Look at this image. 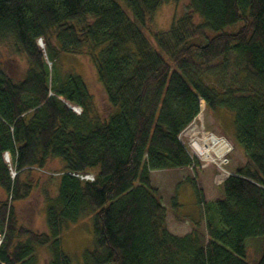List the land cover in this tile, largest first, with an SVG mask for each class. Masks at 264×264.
Masks as SVG:
<instances>
[{
    "label": "trees",
    "instance_id": "16d2710c",
    "mask_svg": "<svg viewBox=\"0 0 264 264\" xmlns=\"http://www.w3.org/2000/svg\"><path fill=\"white\" fill-rule=\"evenodd\" d=\"M180 1L0 0V40L28 61L20 80L0 64V264H39L38 248L47 264H73L61 235L88 214L94 247L81 264H251L250 248L264 264V0H189L187 14L148 37L152 15ZM81 54L111 108L105 119L84 80L57 66L61 55ZM201 101L233 115L246 164L214 202L190 181L198 216L178 236L151 173L199 165L179 136ZM50 160L62 169L41 188L47 230L36 233L19 225L14 205L31 194L22 176Z\"/></svg>",
    "mask_w": 264,
    "mask_h": 264
},
{
    "label": "rangeland",
    "instance_id": "374dc122",
    "mask_svg": "<svg viewBox=\"0 0 264 264\" xmlns=\"http://www.w3.org/2000/svg\"><path fill=\"white\" fill-rule=\"evenodd\" d=\"M189 11V0H181L178 4H167L157 10L149 19L145 33L150 37L159 31L169 28L175 18L187 14ZM197 23L198 18L192 17ZM39 49L44 52V44L38 41ZM0 64L10 77L20 80L28 69L27 59L15 52L11 39L0 40ZM49 68L51 63L47 61ZM62 72L72 73L80 76L91 95L93 108L98 119L108 117L111 108L107 103L102 85L98 81L95 68L88 56L61 55L57 61ZM204 132L217 137L224 138L231 146L226 154L223 163L221 161L206 163L200 160L191 148L193 139H202ZM234 126L233 115L225 109H218L215 113L206 110L204 102H200V112L192 123L180 134L179 140L185 147L188 154L198 161V166L193 168L155 171L151 173L152 186L157 189L161 203L168 209L167 226L176 229L181 236L190 227L191 220L197 218L198 209L195 204L190 181L193 179L207 202H214L220 199L219 186L222 182L237 172L246 164V159L241 150L233 144ZM4 161L9 165L10 158L4 156ZM62 165L58 160H50L42 171L34 170L28 175L22 176V180L31 186V194L27 200L15 203L14 212L19 225L36 233H43L47 230L45 222V203L41 188L48 176H55L60 173ZM75 174L73 176L76 177ZM27 178V179H26ZM173 198L181 207L178 211L171 209ZM7 199L6 194L0 189V202ZM63 252L72 258L73 264L82 263V254L85 250H92L94 247L93 214L80 219L77 223L68 224L61 235ZM253 240L248 241V245ZM248 250V249H247ZM248 258L251 264H255L258 253L250 248ZM37 257L39 264H47L49 254L47 249L38 248Z\"/></svg>",
    "mask_w": 264,
    "mask_h": 264
},
{
    "label": "bare ground",
    "instance_id": "6f19581e",
    "mask_svg": "<svg viewBox=\"0 0 264 264\" xmlns=\"http://www.w3.org/2000/svg\"><path fill=\"white\" fill-rule=\"evenodd\" d=\"M191 148L193 150V153L200 160L206 163H216V161H221L223 163V160L225 159L226 154L229 152L231 146L224 138L217 137L208 132H204V135L201 140L194 138L193 141H191ZM7 157L9 158L8 155Z\"/></svg>",
    "mask_w": 264,
    "mask_h": 264
},
{
    "label": "built area",
    "instance_id": "2783aa9c",
    "mask_svg": "<svg viewBox=\"0 0 264 264\" xmlns=\"http://www.w3.org/2000/svg\"><path fill=\"white\" fill-rule=\"evenodd\" d=\"M39 43V42H38ZM70 109L76 114V115H80L82 110L79 107H70ZM10 175L13 178L15 176V173L10 170ZM77 178H79L80 180H84V181H90L92 182L94 180L93 175L90 174H85V175H76Z\"/></svg>",
    "mask_w": 264,
    "mask_h": 264
},
{
    "label": "crops",
    "instance_id": "0c3cea01",
    "mask_svg": "<svg viewBox=\"0 0 264 264\" xmlns=\"http://www.w3.org/2000/svg\"><path fill=\"white\" fill-rule=\"evenodd\" d=\"M168 229H169V231H170L171 233H173V234H175V235H178V236H181L179 233H176V232H178L177 229H176V232L174 231L173 228H170L169 226H168ZM190 230H191L190 227L188 228V230L186 229L185 234L189 233ZM185 234H184V235H185Z\"/></svg>",
    "mask_w": 264,
    "mask_h": 264
}]
</instances>
